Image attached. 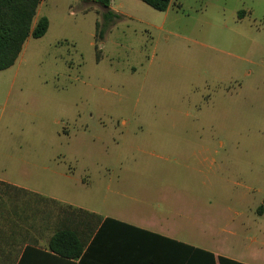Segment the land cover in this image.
<instances>
[{"label":"rangeland","instance_id":"1","mask_svg":"<svg viewBox=\"0 0 264 264\" xmlns=\"http://www.w3.org/2000/svg\"><path fill=\"white\" fill-rule=\"evenodd\" d=\"M111 6L106 24L92 0L40 2L46 33L0 70V175L200 245L264 251V0Z\"/></svg>","mask_w":264,"mask_h":264},{"label":"crops","instance_id":"2","mask_svg":"<svg viewBox=\"0 0 264 264\" xmlns=\"http://www.w3.org/2000/svg\"><path fill=\"white\" fill-rule=\"evenodd\" d=\"M111 7L115 12H119ZM32 192L79 208L82 210L83 221L96 223L91 227L85 225L77 227L78 233L83 235L82 238L87 239L79 256L69 258L49 250L47 238L51 232L44 229V236L38 232L36 196L31 194ZM107 217L132 226L100 225ZM155 234L213 254V258L209 260L188 258L183 263L176 264H203L206 261L208 264H221L220 256L228 259L224 264H264L262 247H254L251 252L244 254L226 245L217 246L211 243L200 245L180 238L177 236L178 232L169 227L135 224L48 196L15 179L0 175V264H151L147 253L150 245L158 240ZM198 254L202 256V253Z\"/></svg>","mask_w":264,"mask_h":264},{"label":"trees","instance_id":"3","mask_svg":"<svg viewBox=\"0 0 264 264\" xmlns=\"http://www.w3.org/2000/svg\"><path fill=\"white\" fill-rule=\"evenodd\" d=\"M42 0H0V70L14 64L18 58L23 44L31 36L39 38L43 36L49 26L46 16H40L35 22L37 8ZM101 4L105 10L102 12L104 23H110L119 14L111 9V0H92ZM150 7L164 11L172 0H141ZM239 15L243 11L238 12ZM98 23L96 25V29ZM101 33V32H99ZM97 35V34H96ZM101 37V34L99 35ZM36 196V216L38 232L44 236V229L51 234L47 238L48 248L61 256L75 258L79 256L85 246L86 238L79 234L77 227L80 225L93 226L96 223L85 222L81 218L82 210L74 206L61 203L55 199L44 197L32 192ZM100 225H127L129 223L107 217ZM87 236V235H86ZM158 240L153 242L147 253L151 264L183 263L188 258L209 260L213 254L176 241L161 235H156ZM197 254H193V252ZM202 253L201 254H198ZM220 263L224 264L227 258L220 256ZM203 264H208V261Z\"/></svg>","mask_w":264,"mask_h":264}]
</instances>
